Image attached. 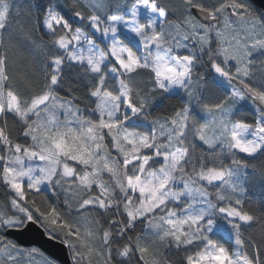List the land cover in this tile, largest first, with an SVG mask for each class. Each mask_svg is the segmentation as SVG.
<instances>
[{"label":"snow or ice","instance_id":"snow-or-ice-1","mask_svg":"<svg viewBox=\"0 0 264 264\" xmlns=\"http://www.w3.org/2000/svg\"><path fill=\"white\" fill-rule=\"evenodd\" d=\"M68 10L77 26L53 3L40 14L29 4L13 26L12 5L0 0V182L15 210L0 211V231L38 224L67 246L72 264H168L160 246L193 249L183 264H264V236L242 232V222L264 220L241 199L248 165L223 159L264 153V60H252L264 50V13L245 0H181L178 9L162 0H69ZM18 47L30 62L12 58ZM71 64L82 70L91 107H80L66 82ZM141 74L153 85L147 92ZM217 76L228 84L223 95ZM173 89L184 93L182 106L152 120L150 131L129 126L148 120L156 94ZM247 100L251 123L235 118ZM10 119L20 125L15 136ZM197 141L207 146L200 155ZM45 188L64 195L66 213L32 211L28 193ZM224 225L232 251L213 239ZM22 251L0 236V264H16Z\"/></svg>","mask_w":264,"mask_h":264},{"label":"trees","instance_id":"trees-1","mask_svg":"<svg viewBox=\"0 0 264 264\" xmlns=\"http://www.w3.org/2000/svg\"><path fill=\"white\" fill-rule=\"evenodd\" d=\"M8 2L12 5V23L15 26L20 20L23 19V16H17V13H22L28 7L29 4L32 6L33 14H40L49 3H53L57 6V10L65 13L67 18L73 23L74 26L79 24L78 19L68 10V2L69 0H8ZM162 2L169 7L179 8L181 3L180 0H162ZM205 3H212L214 0H204ZM246 4L253 10L258 13H264V11L256 6H254L249 1L245 0ZM180 17V12L176 11L174 15H170L168 17L169 20H176ZM133 44L135 42L133 41ZM182 54H187L183 52ZM11 55V53H10ZM14 60L27 63L30 62L32 56L29 54L28 50L24 47H18L14 49V55L12 56ZM264 60V58L262 59ZM261 60V61H262ZM201 70L202 69H198ZM79 75V79L77 76ZM65 77L66 82L71 84L75 88V95L80 97L76 101L80 107H84L86 104L91 107L95 103V98H90L86 95L87 86L86 80L82 75V70L79 66L75 64L66 65L65 66ZM217 82L221 86L220 95H223L227 92V90L223 87L219 79L216 77ZM139 82L141 87L147 92L149 89L153 87L150 82V78L146 74H141L139 78ZM59 94L61 96L67 97L68 93L65 89H58ZM156 100L149 106L147 112L149 113V119L143 120L141 118V122H138V119L129 122L130 127L138 128L142 131L151 130V124H148L147 121L151 122L152 120L159 118L170 116L175 108L182 106L186 102V97L184 93L180 90L178 92L173 93H164L156 94ZM193 116L200 122L199 116H201V111L197 108H193ZM236 119H245L249 123L253 122L256 118L255 110H253L252 105H237L235 112ZM9 125L13 129V136L16 135V130L19 129L20 125L13 121L9 120ZM23 142V141H21ZM207 148L200 144L197 141L196 154L200 155L202 152H206ZM219 152V149H217ZM238 159L242 162L247 163L248 167L243 170V187L244 192L241 196V199L244 200V206L246 209H250L252 213L257 217H261L264 214V153L256 154L254 157H249L243 153H238L235 157L230 156L225 153L223 155L224 163L229 164L231 159ZM28 196L31 197L32 200L36 201L35 206L32 208V211L35 212L36 207H39L41 211L50 209L51 207H55L59 212L66 213L67 207L64 204V195L62 193L53 192L45 188L41 194L33 195L31 192L28 193ZM14 198L13 191L10 190L3 182H0V206L6 212H13L11 209L10 201ZM31 203V201H29ZM73 208H75V204L73 203ZM39 215L38 212L35 213ZM95 215V213H93ZM75 215V213H72ZM137 232L144 234V232L148 231L143 224H138L136 228ZM4 231H0V236L6 237L3 234ZM242 232L247 237L249 235L255 237L256 239H260L261 236H264V220H256L247 224L242 222ZM7 238V237H6ZM213 239L218 240L225 247L229 248L231 251L233 249V241L228 236L227 233L217 230L213 233ZM8 241L17 245L14 241L7 238ZM18 246V245H17ZM20 249L25 250L29 248H22L18 246ZM33 248V247H32ZM31 249V248H30ZM37 249V248H35ZM36 251L41 252L39 249ZM160 255L162 258L167 260L168 264H183L184 258L187 254H192L193 249H189L187 252L184 250H176L174 248H167L164 246H160L159 248ZM43 253V252H41ZM44 254V253H43ZM71 254V253H70ZM45 255V254H44ZM46 256V255H45ZM49 258V257H48ZM50 259V258H49ZM116 264H122L123 258L116 257ZM52 260V259H50ZM56 263V262H55ZM57 264V263H56ZM123 264H135V260L123 261Z\"/></svg>","mask_w":264,"mask_h":264},{"label":"water","instance_id":"water-1","mask_svg":"<svg viewBox=\"0 0 264 264\" xmlns=\"http://www.w3.org/2000/svg\"><path fill=\"white\" fill-rule=\"evenodd\" d=\"M247 1L264 11V0ZM3 234L20 247L39 249L57 264H72L71 254L67 246L61 244L60 240L50 239L38 224H30V226L25 228L6 230Z\"/></svg>","mask_w":264,"mask_h":264},{"label":"rangeland","instance_id":"rangeland-1","mask_svg":"<svg viewBox=\"0 0 264 264\" xmlns=\"http://www.w3.org/2000/svg\"><path fill=\"white\" fill-rule=\"evenodd\" d=\"M143 12H144V10L142 9V13ZM256 13H258V12H256ZM263 58H264V50H256V51H253V53H252V60L253 61H255L256 63H259ZM228 66L234 72V70H235L234 69V62L230 63ZM217 78L219 79V81L221 82V84L223 85V87L228 91V84H227V82L223 78H221L219 76H217ZM178 90L179 89H173L172 92L173 91H178ZM240 103L247 104V105L250 104V105H252L253 110H255V106L252 104V102L250 100L242 101ZM199 117H200V119H202V122L206 118V116H205V114L203 112H201V116H199ZM162 118L163 117H159V118H156V119H161L162 120ZM135 119H138V122H141V117H133V119L131 121H134ZM147 123L148 124H151V122H149V121H147ZM151 127H152V125H151ZM203 146H205V145H203ZM205 147L207 148V146H205ZM245 155H247V154H245ZM11 209H12V207H11ZM12 210L15 211L14 209H12ZM0 211H4V209L1 206H0ZM218 230L223 231V232H225V233L228 234V236L233 241V249L232 250H234L235 244H234V237H233V234H232L231 229L228 228L226 225H224L222 228H220ZM33 250H34V253H33ZM36 250L37 249L31 247V249L30 248L29 249H25L21 253H14L13 255H14V259H15L16 264H56L53 260H50L43 253L38 252ZM5 264H7V261H5Z\"/></svg>","mask_w":264,"mask_h":264},{"label":"bare ground","instance_id":"bare-ground-1","mask_svg":"<svg viewBox=\"0 0 264 264\" xmlns=\"http://www.w3.org/2000/svg\"><path fill=\"white\" fill-rule=\"evenodd\" d=\"M251 101V100H250ZM238 105H243V103H239Z\"/></svg>","mask_w":264,"mask_h":264},{"label":"crops","instance_id":"crops-1","mask_svg":"<svg viewBox=\"0 0 264 264\" xmlns=\"http://www.w3.org/2000/svg\"><path fill=\"white\" fill-rule=\"evenodd\" d=\"M178 91H180V90H178ZM178 91H173V92H178ZM173 92H170V93H173Z\"/></svg>","mask_w":264,"mask_h":264}]
</instances>
